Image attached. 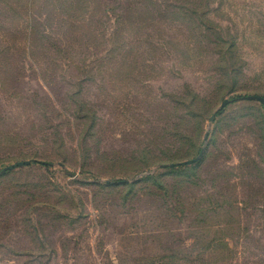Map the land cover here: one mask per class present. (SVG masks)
Here are the masks:
<instances>
[{
    "label": "rangeland",
    "instance_id": "374dc122",
    "mask_svg": "<svg viewBox=\"0 0 264 264\" xmlns=\"http://www.w3.org/2000/svg\"><path fill=\"white\" fill-rule=\"evenodd\" d=\"M244 96L264 0H0V264H264Z\"/></svg>",
    "mask_w": 264,
    "mask_h": 264
},
{
    "label": "water",
    "instance_id": "95a60500",
    "mask_svg": "<svg viewBox=\"0 0 264 264\" xmlns=\"http://www.w3.org/2000/svg\"><path fill=\"white\" fill-rule=\"evenodd\" d=\"M238 100H241V101H254V102H258L261 104L262 107H264V98L262 97H259V96H244V97H240V98H237L235 99L234 101H238ZM229 103H231L230 100H223L222 103L220 104V107L219 109L222 110L225 106H227ZM215 117V113H213L211 115V117L209 118V123H211L213 121ZM208 138V133H205L204 135V141H206ZM202 153H203V149L200 150L199 154L197 157L191 159V160H188V161H184V162H180V163H176V164H169V165H161L160 168L161 169H165L167 167H177V166H181V167H184V166H190V165H193L195 164L199 159L200 157L202 156ZM32 161H24V162H18L16 164H13V165H10V166H7L6 168L2 169L0 174L1 173H4L6 171H12L14 169H17V168H20V167H24V166H28L31 164ZM41 165H45L46 163H40ZM67 175L73 177L74 175L71 174V173H67Z\"/></svg>",
    "mask_w": 264,
    "mask_h": 264
},
{
    "label": "trees",
    "instance_id": "16d2710c",
    "mask_svg": "<svg viewBox=\"0 0 264 264\" xmlns=\"http://www.w3.org/2000/svg\"><path fill=\"white\" fill-rule=\"evenodd\" d=\"M218 113H219V112H218ZM42 166L46 167V166H48V164H45V165H42ZM166 169H168V168H166Z\"/></svg>",
    "mask_w": 264,
    "mask_h": 264
}]
</instances>
